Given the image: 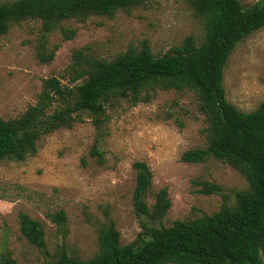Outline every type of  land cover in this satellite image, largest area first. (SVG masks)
Instances as JSON below:
<instances>
[{
	"label": "rangeland",
	"instance_id": "374dc122",
	"mask_svg": "<svg viewBox=\"0 0 264 264\" xmlns=\"http://www.w3.org/2000/svg\"><path fill=\"white\" fill-rule=\"evenodd\" d=\"M11 1V0H0ZM248 7L259 0H239ZM74 29L66 39L61 28ZM204 23L184 0H149L119 9L112 16H89L84 22L62 21L44 33L41 22L28 19L12 24L0 36V119L15 123L39 100L43 81L56 77L66 87L71 82L72 53L110 61L144 43L160 56L180 45L187 36L199 44ZM55 47L52 61H39L37 50ZM226 99L243 111L264 101V26L244 37L229 54L223 70ZM62 103H54L51 113ZM97 128L92 117L79 113L71 128H60L37 140V151L24 160L0 161V260L7 253L15 264H47L63 248L80 259L98 251L101 227L111 220L120 244L139 240L142 224L170 226L175 220L212 214L233 205L235 193L248 187L244 177L222 160L201 164L180 160L190 148L205 146L204 116L192 90H142L133 98H120L105 109ZM97 148L101 159L92 154ZM145 161L152 174L145 201L151 206L156 192L166 187L171 206L159 222L134 212L132 192L135 161ZM193 180L213 182L216 194L198 192ZM62 210L65 222L49 215ZM42 223L46 246L38 250L21 235L18 213Z\"/></svg>",
	"mask_w": 264,
	"mask_h": 264
},
{
	"label": "trees",
	"instance_id": "16d2710c",
	"mask_svg": "<svg viewBox=\"0 0 264 264\" xmlns=\"http://www.w3.org/2000/svg\"><path fill=\"white\" fill-rule=\"evenodd\" d=\"M149 0H11L0 1V36L12 24L37 19L48 33L62 21L84 22L89 16H112L117 10L143 5ZM205 27L204 39L197 44L192 36L156 56L148 45L130 48L107 61L86 55L83 49L72 53L71 82L64 87L56 77L43 81L39 100L15 123L0 119V161L24 160L37 151V140L60 128H71L81 112L92 117L99 128L107 105L120 98L135 102L142 90H192L204 116L206 142L203 147L185 150L180 160L201 164L209 159L226 162L247 181L248 187L235 193L233 205H222L212 214L175 220L170 226L142 224L139 240L120 244L111 220L98 235V251L90 259H80L63 248L47 264H264V101L252 111H243L225 97L223 70L238 42L264 26V0L245 7L239 0H184ZM71 39L75 30L61 28ZM45 40L37 50L40 62L53 60L56 47L44 51ZM56 102L62 104L51 113ZM92 154L100 159L97 148ZM136 172L132 192L134 212L150 222L161 221L171 206L167 188H160L155 201H145L152 174L145 161L132 164ZM198 192L216 194L219 185L193 180ZM49 218L61 224L65 214L58 210ZM21 235L38 250L46 241L41 222L24 212L18 213ZM0 264H15L7 253Z\"/></svg>",
	"mask_w": 264,
	"mask_h": 264
}]
</instances>
